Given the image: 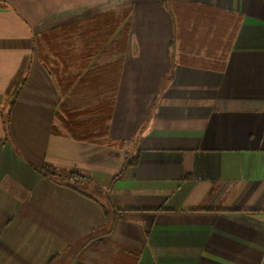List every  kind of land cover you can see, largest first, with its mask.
I'll return each mask as SVG.
<instances>
[{"label": "crops", "instance_id": "crops-1", "mask_svg": "<svg viewBox=\"0 0 264 264\" xmlns=\"http://www.w3.org/2000/svg\"><path fill=\"white\" fill-rule=\"evenodd\" d=\"M48 32L79 79L118 63L100 143ZM0 264H264V0H0Z\"/></svg>", "mask_w": 264, "mask_h": 264}, {"label": "trees", "instance_id": "trees-1", "mask_svg": "<svg viewBox=\"0 0 264 264\" xmlns=\"http://www.w3.org/2000/svg\"><path fill=\"white\" fill-rule=\"evenodd\" d=\"M37 51L40 59L48 67L52 75L55 77L56 83L60 89L62 97L66 96L68 91L76 82V79L67 78L65 74V63L62 60L61 42H57L56 32L42 33L37 36ZM118 63L106 64L103 66H95L88 70L84 77L79 81L83 88L90 90V93L83 94L82 103L91 101H99L96 106L86 111L74 112L69 111L63 102L57 112L58 120L63 123V128L75 139L100 143V138L107 133V122L112 116V103L109 100L108 93L117 85V78L111 79V70H115ZM80 88H75L72 92L76 96L80 92ZM67 102V101H66ZM9 119L6 117L5 123L8 124ZM136 158L128 159L126 166L134 165ZM40 171L47 177L59 180L62 183L71 185L73 188L81 190L79 185L85 184L90 177L76 171H70L67 174H59L51 165H44Z\"/></svg>", "mask_w": 264, "mask_h": 264}, {"label": "rangeland", "instance_id": "rangeland-1", "mask_svg": "<svg viewBox=\"0 0 264 264\" xmlns=\"http://www.w3.org/2000/svg\"><path fill=\"white\" fill-rule=\"evenodd\" d=\"M63 60V59H62ZM89 66H90V64H88ZM87 65V66H88ZM95 65V64H94ZM66 66H67V68L68 67H70L69 68V71L71 72V73H73L74 75H76L75 77H73L72 79H76V82L74 83V85H76V87L75 88H80V89H82L83 90V88L84 87H86V84H84V86H81L82 84H80L78 81H80L81 80V78L79 79V73H80V76H83V73H85V68H82V70H79V67H78V64L77 63H73V62H69L68 60L66 61ZM98 66V65H97ZM85 70V71H84ZM67 78H68V76H67ZM73 85V86H74ZM73 86L71 87V89L70 90H73L74 91V88H73ZM73 88V89H72ZM72 91V92H73ZM72 92H71V95H72Z\"/></svg>", "mask_w": 264, "mask_h": 264}]
</instances>
